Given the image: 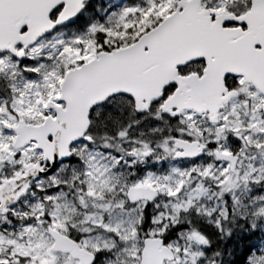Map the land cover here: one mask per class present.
I'll list each match as a JSON object with an SVG mask.
<instances>
[{"label":"snow or ice","instance_id":"1","mask_svg":"<svg viewBox=\"0 0 264 264\" xmlns=\"http://www.w3.org/2000/svg\"><path fill=\"white\" fill-rule=\"evenodd\" d=\"M0 264H264V0H0Z\"/></svg>","mask_w":264,"mask_h":264}]
</instances>
